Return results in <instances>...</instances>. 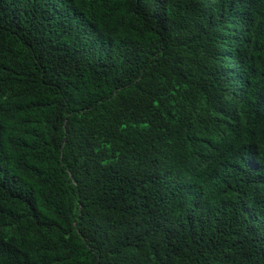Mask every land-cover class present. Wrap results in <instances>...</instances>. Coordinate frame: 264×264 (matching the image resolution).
Wrapping results in <instances>:
<instances>
[{
  "label": "trees",
  "instance_id": "1",
  "mask_svg": "<svg viewBox=\"0 0 264 264\" xmlns=\"http://www.w3.org/2000/svg\"><path fill=\"white\" fill-rule=\"evenodd\" d=\"M0 264H264V0H0Z\"/></svg>",
  "mask_w": 264,
  "mask_h": 264
}]
</instances>
